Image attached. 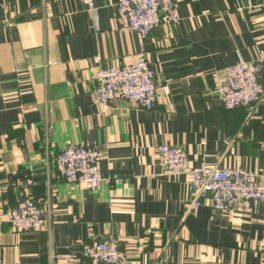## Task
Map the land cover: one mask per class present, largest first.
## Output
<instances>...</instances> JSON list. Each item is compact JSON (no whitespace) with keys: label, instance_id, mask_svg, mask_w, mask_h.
<instances>
[{"label":"crops","instance_id":"obj_1","mask_svg":"<svg viewBox=\"0 0 264 264\" xmlns=\"http://www.w3.org/2000/svg\"><path fill=\"white\" fill-rule=\"evenodd\" d=\"M94 1L93 13L83 0H0V259L91 264L83 245L115 235L129 264H264L262 208L216 211L203 197L191 210L188 175L158 162L167 143L195 167L264 172V102L227 109L218 91L228 66L264 62L261 0H176L180 20L147 37L119 28L118 0ZM142 54L163 82L156 108L98 103L99 68ZM69 144L103 148L111 181L98 192L48 171ZM28 196L48 224L13 232L5 213Z\"/></svg>","mask_w":264,"mask_h":264},{"label":"built area","instance_id":"obj_2","mask_svg":"<svg viewBox=\"0 0 264 264\" xmlns=\"http://www.w3.org/2000/svg\"><path fill=\"white\" fill-rule=\"evenodd\" d=\"M87 9L96 12L94 0H83ZM264 8V0H261ZM119 28L134 31L141 37L149 36L160 24H174L180 20L176 0H118L115 4ZM264 62L240 60L230 65L219 83V97L227 109L246 107L253 112L264 102V83L261 77ZM163 82L145 54L132 64L99 68L95 76L93 96L101 105L126 102L146 110L158 104ZM104 151L100 145L69 144L52 150L47 161L48 171H57L68 185H83L98 192L104 182ZM158 162L167 173L185 174L196 197L191 210H197L200 198L207 197L214 210L233 209L251 214L262 208L264 213V172L254 174L245 168L224 169L190 164L187 153L180 147L162 144L158 149ZM36 181L26 186L32 189ZM11 230L16 233L39 232L48 224L45 210L31 196L20 200L5 213ZM82 256L91 264H129V254L120 248L119 238H93L83 245ZM0 264H7L0 259Z\"/></svg>","mask_w":264,"mask_h":264}]
</instances>
